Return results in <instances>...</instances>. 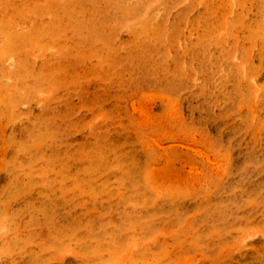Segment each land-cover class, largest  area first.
<instances>
[{
    "label": "rangeland",
    "instance_id": "374dc122",
    "mask_svg": "<svg viewBox=\"0 0 264 264\" xmlns=\"http://www.w3.org/2000/svg\"><path fill=\"white\" fill-rule=\"evenodd\" d=\"M0 264H264V0H0Z\"/></svg>",
    "mask_w": 264,
    "mask_h": 264
}]
</instances>
